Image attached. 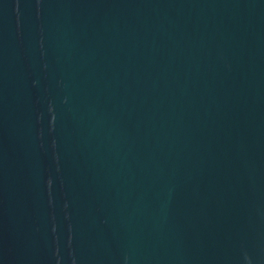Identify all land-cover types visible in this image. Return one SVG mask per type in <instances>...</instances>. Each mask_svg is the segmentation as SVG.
<instances>
[{"label": "water", "instance_id": "water-1", "mask_svg": "<svg viewBox=\"0 0 264 264\" xmlns=\"http://www.w3.org/2000/svg\"><path fill=\"white\" fill-rule=\"evenodd\" d=\"M0 264H264V0H0Z\"/></svg>", "mask_w": 264, "mask_h": 264}]
</instances>
